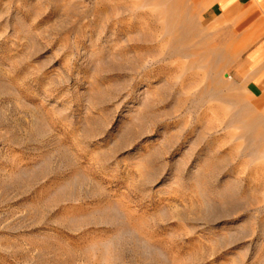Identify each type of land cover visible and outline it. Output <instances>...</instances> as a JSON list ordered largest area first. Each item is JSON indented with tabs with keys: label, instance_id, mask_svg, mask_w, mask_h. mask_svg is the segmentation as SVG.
I'll list each match as a JSON object with an SVG mask.
<instances>
[{
	"label": "rangeland",
	"instance_id": "rangeland-1",
	"mask_svg": "<svg viewBox=\"0 0 264 264\" xmlns=\"http://www.w3.org/2000/svg\"><path fill=\"white\" fill-rule=\"evenodd\" d=\"M209 6L0 0V264H264V83Z\"/></svg>",
	"mask_w": 264,
	"mask_h": 264
},
{
	"label": "crops",
	"instance_id": "crops-1",
	"mask_svg": "<svg viewBox=\"0 0 264 264\" xmlns=\"http://www.w3.org/2000/svg\"><path fill=\"white\" fill-rule=\"evenodd\" d=\"M202 1L212 8L204 14L214 16L215 29L227 32L229 45L238 48L236 58H245L254 80L264 83V0Z\"/></svg>",
	"mask_w": 264,
	"mask_h": 264
}]
</instances>
